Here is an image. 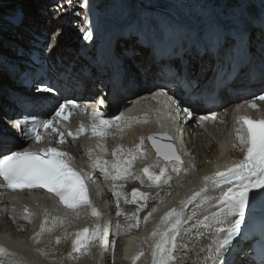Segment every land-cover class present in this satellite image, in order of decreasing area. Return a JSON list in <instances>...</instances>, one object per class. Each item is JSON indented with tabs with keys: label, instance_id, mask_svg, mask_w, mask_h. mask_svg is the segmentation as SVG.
I'll use <instances>...</instances> for the list:
<instances>
[{
	"label": "bare ground",
	"instance_id": "bare-ground-1",
	"mask_svg": "<svg viewBox=\"0 0 264 264\" xmlns=\"http://www.w3.org/2000/svg\"><path fill=\"white\" fill-rule=\"evenodd\" d=\"M188 2L192 3L191 0H184V3ZM41 3V0L33 1L31 7L23 11L16 19L0 23V76L8 77L12 82L9 86L0 87V114H4L3 120L5 121V125L0 124V141L8 149H13L18 145V135L16 138L13 130L9 127V122L17 119L23 111H35L40 108L41 104L56 100L55 98L49 99L48 97L36 95L37 85L48 77L60 86L63 97L67 93L77 90L81 85L84 86V84L85 88L90 90L95 78L100 77V79L106 80V88L113 87L115 97L123 100L144 92L141 90L157 82L156 78L159 77V73L164 72L169 73L174 81L180 85V92L189 97V102L202 101L204 96L211 94L217 86L221 88L217 97L223 99L228 97L227 95L230 92H243L251 88L258 90L264 85V22L251 24L243 31L225 32L206 40L194 41V37L186 34L185 30L175 28L172 24L157 18L147 22L144 31L129 30L117 37H108L103 35V32L102 34H93L91 30L94 28L93 18L95 13L93 8V12L90 13L91 15L89 14L91 29H85V31L86 35L89 34L88 39L93 37L99 42L97 44L92 42L89 44L90 46L86 45L84 49L82 48L83 45L76 48L74 46L70 47V41L73 40L70 38L71 36H67L62 42L61 32L55 31L57 27L60 30H65V24L71 25L68 21L73 15H71L72 12H69L67 5L70 6L73 2H62V4H56L48 8L58 10L55 14L58 16V23H53L49 29L43 27L45 18L42 14L50 18L52 16H50V13H42L41 11L39 13V10L45 8ZM192 6L194 11L201 13L207 5L194 3ZM75 26L77 27V25ZM98 27L101 28V26ZM184 29L192 30L185 26ZM51 36L53 37L51 38ZM77 38L80 44V40L84 39L85 35L84 37L83 35H77ZM226 38L230 46H225ZM55 43H57L56 47L59 46V48L58 52L53 54L52 52L56 50V47H53ZM61 44L63 45L60 47ZM88 49L91 53L86 54ZM32 51H37L40 54L41 64L40 62L34 63L28 57V54ZM62 52L64 54L59 55ZM42 64L47 65V69L44 70L46 76L33 84L32 87L35 89L31 92L28 82L35 81L37 68H42ZM256 80L259 81L256 82ZM143 119V116H137L130 119V121H141ZM150 129V126H146L145 138ZM223 131L224 128L219 127L218 131L212 132L214 134L212 136L205 132H196L192 135L193 142L190 143V147H192L195 154V160L203 168L206 169L211 166V160L215 155L217 145L212 142V137L219 136ZM144 136L139 128L135 131H129L128 136L121 139L115 147H112V151L106 157L105 152L100 155L96 154V147L87 142L76 145V148L79 153H86L91 148L90 155L93 158L105 157V160L109 161L108 167L113 174L115 170L112 169L111 163L116 161V157L112 155V152L117 145H122L123 151L118 152L121 167L126 166L124 161L131 150L132 153L145 159L147 166H151L149 170L152 173L159 175L161 168H165L170 177L177 174L183 176V169L186 167L182 166L183 160H181V164L175 161H160ZM141 137H143L142 145ZM72 144L75 145L74 142ZM137 145H141L142 151L137 150ZM101 165L103 166L102 163ZM176 167L179 168L178 172L173 171ZM142 169V167L133 163L131 172L140 173L139 178H123L109 183L107 195L101 205L104 206L106 211L110 208L114 214L111 220L106 221L101 226L104 230L105 244L102 245L99 240H96L94 245L95 256H92L93 258L98 257L97 254H99L106 261H111L112 242H117V231L122 227L120 224H116L117 220L124 223L128 220H136L137 216L148 215L150 211L153 212V208L156 209L159 205L156 198L151 202L147 201L148 197L144 200L140 199L139 196L135 203L125 202V198L131 200L134 188L138 189L139 192H144L138 188L140 184H159L149 181L147 175L142 173ZM113 184L116 185L115 189L112 187ZM120 185H123V187H120ZM115 192H120L122 195L117 197L114 194ZM148 194L156 196L158 192L153 191ZM118 199L119 207L117 206ZM35 203H41V205L38 210L36 207L32 208V212H36L31 218L34 224L40 226L43 220V209L45 208H47L50 217L56 215L52 203H46L40 199H37ZM142 204H146V206L137 212ZM17 208L16 205L11 206L12 211ZM217 210H210V216ZM20 215L21 218L18 219L15 216L12 218L7 217V221L0 224V239L10 249V252L15 253L14 257H6L7 260L14 259L19 264L77 263L76 261L81 254H73V258L68 256V253L72 250L71 241L74 238L72 233L75 232L76 228H82L86 224L87 217H84L77 224H75L76 221L71 222L67 219H64L63 224L57 222L53 231L42 233L39 243H36L33 239L34 235L31 236L28 230V221L24 220L22 212H20ZM117 225H120V227L117 228ZM48 227H52L51 220H49ZM65 232L69 235L65 236ZM18 234L30 239L31 247L32 243L35 244V251L37 249L42 250L37 251L42 261L37 260L35 262L31 247H27L22 242L14 239ZM57 236L61 237L59 244L55 242ZM174 255L177 259L172 264H182L184 262V259L180 258L184 256V252L177 246ZM83 261H88V259L84 258ZM199 264H205V258Z\"/></svg>",
	"mask_w": 264,
	"mask_h": 264
},
{
	"label": "snow or ice",
	"instance_id": "snow-or-ice-1",
	"mask_svg": "<svg viewBox=\"0 0 264 264\" xmlns=\"http://www.w3.org/2000/svg\"><path fill=\"white\" fill-rule=\"evenodd\" d=\"M225 46L228 44L227 38L225 39ZM55 86L46 87L44 91L52 92ZM165 95L163 91L155 93L156 97ZM171 100V97L168 98ZM264 100V95L258 97ZM250 107L256 108L255 103H251ZM80 108L74 99H66L63 104H60L55 110V115L51 119H41L40 116L46 115L43 111L37 114L26 116L24 120L16 125L21 135L27 139L40 142L43 139L41 130L51 129L56 132L59 139L58 143L63 144L66 142L65 136L71 137L76 140L79 135L86 131L85 125L81 122L76 132L57 127L62 120H68L71 115L72 109ZM81 109V111H84ZM184 112L189 118H192L193 113L188 108ZM90 129L93 136L103 138L106 136L107 129L111 127L113 120L120 121L124 119V114L121 113L117 117L106 119L101 112L93 111L89 115ZM214 119L215 114L210 116H201V121ZM132 119V118H129ZM238 127L236 129V137L241 145H246V154L240 162L229 167L226 171H217L214 177L205 176L204 180L212 179L213 187L220 188L222 195L216 200V205L219 210L212 213L211 221L208 223L209 216L205 215L203 220H198V223L205 228H215L214 233H210L212 242L207 246V256L205 257V264H227L226 260H222L225 252L230 251L229 246L236 237L241 233V225L252 223L257 218L264 223V119H252L248 116H238ZM246 130V132H245ZM166 135V133H165ZM153 141V146L156 147L158 155H162L164 160H173L175 162H182L181 156L177 153L174 145H164L163 148L156 144V139L153 136L148 137ZM143 137H141V145ZM141 145H137V150H141ZM101 145L98 143L97 147ZM106 150V149H103ZM244 150L243 148L241 149ZM123 151L122 145H117L113 149L112 155L116 157V161L111 163L112 169L115 173L109 172L107 167L101 169L105 178L111 176L116 181L123 178H139L140 173L131 172L132 164L136 158V154L129 151V156L125 158L124 164L121 167L119 162L118 152ZM89 154L92 149H88ZM73 157L70 153L61 151L56 147H45L39 150H30L25 148L23 151H12L0 141V187H7L13 191L24 189H41L53 193L65 209L70 210L76 216H79L80 209L87 207L91 210V215L97 218V223L92 229L88 227L72 233L74 238L71 241L72 250L68 253L69 258H73V254H84L89 251V246L92 241L99 240L101 244H105L104 230L99 223L101 212L95 205L94 201L89 198L86 180H92L90 173H84L81 170H76L73 166ZM101 163L108 165L109 161H101L100 157H96L92 162V167L100 168ZM151 166H145L142 173L147 175L149 181L159 183L162 178L165 182L171 179L170 176H165L166 169L161 168L159 175L152 173L149 169ZM173 171L178 172L179 168L176 167ZM221 185H227L225 191ZM113 189L116 185H112ZM123 187V185H120ZM207 187H202L199 191L193 192L189 200H194L196 197L201 196V193L207 192ZM117 197L122 194L120 192L114 193ZM148 193L139 192L138 189L132 190V198L128 200L125 198L126 203H135L137 197L146 200ZM185 201H181L184 204ZM119 207V199L117 200ZM146 204H142L137 209L139 212ZM199 207H203L200 205ZM212 207V205H208ZM15 211V209H13ZM156 211L153 208V212ZM24 220L31 222L33 213L30 212L29 207H23ZM120 214L119 212L117 213ZM152 213H148L143 219L145 222L149 219ZM192 216H196V211H193ZM64 217L49 216L47 208L43 209V220L40 223L39 231L34 233L33 239L39 243L41 234L45 231L51 232L57 222L63 224ZM191 219V217H189ZM49 220H51L52 227H48ZM181 223V213L177 208H171L160 219V223L151 232V237H158L154 240L152 245V264H172L177 258L174 255L176 249V236L175 233ZM227 223V227H222ZM139 225V217H136V225ZM120 225H117L119 228ZM195 228L196 225L194 224ZM69 235L65 232V236ZM61 237L57 236L55 242L59 244ZM112 247H115V242H112ZM37 251H42L37 249ZM15 253L10 252L5 246L0 245V264H19L14 259H4V257H14ZM143 251L138 252L132 257V264L143 256Z\"/></svg>",
	"mask_w": 264,
	"mask_h": 264
},
{
	"label": "rangeland",
	"instance_id": "rangeland-1",
	"mask_svg": "<svg viewBox=\"0 0 264 264\" xmlns=\"http://www.w3.org/2000/svg\"><path fill=\"white\" fill-rule=\"evenodd\" d=\"M33 1L36 2V0H0V23L10 22L16 19L23 13V11L31 7ZM41 1V5H44L46 9L39 10V13H50V16H52L50 18L49 16L47 17L42 14L45 18L43 27L46 29H49L53 23H58V16L55 15L58 10L48 8L56 4H62V2H73L70 6H68L69 4L67 5L69 12H72L71 15H73L68 21L71 25L69 26L65 24V30H60L59 27L55 30L56 32H61L62 42L67 36H71L70 38L72 39L77 37V35H80V33L83 37L84 35L85 37L87 36L86 31H83L82 27H84V25L85 28L87 27L88 29L91 27L89 26V14L93 12V8L95 13V15L93 14L94 33L97 35L99 33L102 34L103 32V35L108 37H117L129 30H135L137 32L144 31L147 22L157 18L172 24L175 28L183 31L185 30L186 34L194 37L195 40H206L230 31H243V29L246 30L251 24L264 22V0H191V4L189 2L184 3V0ZM194 3L207 5L206 9H204L203 12L198 13L193 9L192 5H194ZM39 9H41V7H39ZM74 24L77 25V27ZM98 26H101V28ZM184 26L192 30L184 29ZM52 37L53 36H51V38ZM85 39L86 38H84V40ZM88 40L89 39L87 38L85 42ZM78 41V39L73 41V45L79 46ZM98 42L99 41L96 40V43ZM56 45L57 43H55V46L53 47H56ZM62 45L63 44H61L60 47ZM58 48L59 46L56 47V50L52 53L54 54L58 52ZM32 53H34V51H32ZM32 53L28 54V57L31 59ZM63 54L64 52L59 55ZM0 77V87L9 86L12 83L8 77L4 78L5 76L3 75ZM34 89L35 88L31 87L30 91L33 92ZM3 117L4 114H0L1 125H5ZM151 199L152 196H149L148 200L151 201ZM141 218L142 217H139V219ZM117 245L116 242L115 247ZM113 249L114 248H112V251Z\"/></svg>",
	"mask_w": 264,
	"mask_h": 264
},
{
	"label": "water",
	"instance_id": "water-1",
	"mask_svg": "<svg viewBox=\"0 0 264 264\" xmlns=\"http://www.w3.org/2000/svg\"><path fill=\"white\" fill-rule=\"evenodd\" d=\"M151 136H153V137H155V138L157 137V136H155V135H151ZM156 144H157L158 146H160V144H158V143H156ZM170 145H171V143H170Z\"/></svg>",
	"mask_w": 264,
	"mask_h": 264
}]
</instances>
